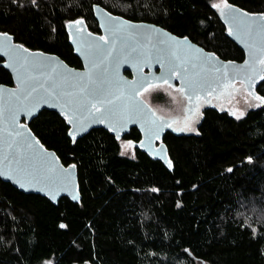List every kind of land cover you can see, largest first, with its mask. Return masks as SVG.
<instances>
[{"label": "trees", "instance_id": "trees-1", "mask_svg": "<svg viewBox=\"0 0 264 264\" xmlns=\"http://www.w3.org/2000/svg\"><path fill=\"white\" fill-rule=\"evenodd\" d=\"M219 1L38 0L36 9L29 0H0V32L81 68L64 23L81 16L101 34L91 10L98 4L186 36L225 61L242 62L244 52L210 7ZM227 2L264 13V0ZM3 62L0 84L13 86ZM257 94L264 97V80ZM29 126L64 165L77 167L82 198L55 205L0 180V264H264V225L254 224L253 234L241 215L255 209V220L264 213V100L240 120L206 107L195 133L168 131L163 142L171 169L137 147L124 152L128 140L141 139L135 128L122 139L102 128L74 141L66 120L51 111Z\"/></svg>", "mask_w": 264, "mask_h": 264}, {"label": "snow or ice", "instance_id": "snow-or-ice-1", "mask_svg": "<svg viewBox=\"0 0 264 264\" xmlns=\"http://www.w3.org/2000/svg\"><path fill=\"white\" fill-rule=\"evenodd\" d=\"M29 4L39 9L38 0H29ZM18 6L24 7V4L20 3ZM210 7L219 13L226 24L231 25L228 35L248 50L252 60L250 64L246 59L244 66L254 70L257 52L264 55V13L260 14L259 20L246 19L251 14L227 0H223L222 6L213 3ZM91 10L94 14L100 13L97 17L101 21L100 27L108 34L109 39L103 35L93 37L92 33L82 34L85 21L81 16L64 23L70 35L77 38L74 42L78 43L80 54L86 61L87 71L84 73L59 65L55 57L44 58L43 53L33 54L23 44H13L9 33H0V37H3L0 39V57H7L8 63L5 67L17 73L15 79L19 84L16 89L8 91L6 101L0 96V122L4 120V103L7 104L8 113V154L4 157L7 166L0 167V177L11 181L22 191L35 187L36 191L43 192L53 202L61 193H71V169L75 165L65 167L56 159L55 153L45 150L26 126L19 123L22 115L32 116L41 104L56 107L70 125L68 135L73 140L74 131L86 130L82 123L85 113L91 122L107 121L105 126L117 139L128 124H138L146 137L147 151L151 155L153 139L159 138L160 129L171 125L166 121L158 122L153 119L145 107L135 100V96L145 87V82L151 76V73L147 77L140 74L143 67L160 65L161 74L154 77L155 80L167 84L170 77H175L179 79L189 99L196 100H199L201 94L214 91V85L240 78V72L243 71L233 69L230 72L214 54L195 48L186 36L177 38L155 29L154 26L135 24L131 19L113 15L98 4H93ZM73 26H78L75 33L72 32ZM124 64L135 69L134 81L130 82L120 74V67ZM244 79L251 91L256 76L245 71ZM260 79L264 80V74L260 75ZM255 98L264 100L260 96ZM198 107L199 105H194V109ZM91 109H95L98 114H93ZM231 114L237 120L244 115L243 112ZM191 115L192 122H198V111H192ZM187 130L191 132L194 128L188 127ZM139 143L143 147L145 140ZM126 144L132 146L133 141L128 140ZM159 151L163 154V145ZM121 155L124 153L121 152ZM248 162L252 163L251 157ZM167 165L169 169L172 168L171 160L167 161ZM227 171L231 172L232 169ZM150 191L155 193L159 189L152 187ZM72 199L75 201L77 197L73 195ZM179 206L178 203L177 207ZM252 211L255 215V209ZM241 215H244V224L250 227L253 234L257 232L254 224L264 225V213L255 220L253 215ZM60 228L64 229L66 225L61 223Z\"/></svg>", "mask_w": 264, "mask_h": 264}, {"label": "water", "instance_id": "water-1", "mask_svg": "<svg viewBox=\"0 0 264 264\" xmlns=\"http://www.w3.org/2000/svg\"><path fill=\"white\" fill-rule=\"evenodd\" d=\"M99 15H100V13H95L96 20L99 23V27H100L101 21L98 20V18H97ZM123 19H125V18H123ZM246 19L259 20L260 19V14H251L249 17H246ZM222 21L224 22V24L226 25L227 30H228L229 27H231V25L226 24L225 23V20L223 18H222ZM133 23H135V24H143V25H151V26H154V28L157 29V30H163V32L169 33L172 36H175L177 38L180 37V36H177V35L171 33L170 31L164 29L163 27L158 26V25L153 24V23H146V22H133ZM77 27L78 26H73V28H72V32L73 33L76 32ZM100 30H101V34L93 33V32H91L88 29V27H87V25L85 23L82 34L86 35L87 33H92L93 37H99V36L103 35V36H105L106 39H109L110 38V37H108V34L103 31V29L101 27H100ZM67 32L69 34V41H70L71 46L74 49L75 55L82 62V65H83V68L82 69H77L75 67L70 66L69 64H67L63 59H61L57 55H52V54L44 53L42 51H33V50H30V49H29V51L31 53H33V54L43 53L44 54V58H53V57H55L56 58V61H57V63L59 65L66 66L67 69L73 70L75 72L84 73V72L87 71L86 61H85L84 57L80 54V48L78 46V43L74 42V41H76L77 38H76L75 35H70L68 29H67ZM0 33H2V32H0ZM229 37L244 52V54H245L244 61L247 59V60L250 61V64H251L252 57L248 54V50L244 47V45H242L241 43L237 42V40L234 39L233 37H231V36H229ZM0 39H3V37H0ZM191 42H192V44H193V46L195 48H202L205 53H212V52H209V51L205 50L200 45L194 43L192 40H191ZM12 43L13 44H19V43H17L15 41V38L13 36H12ZM257 48H259V41H257ZM212 54H214V56L220 62L224 63L225 66L229 69L230 72H232L233 69H243V71L240 72V78H238V79H232L230 81H226V82L220 83L218 85H214V91H212L210 93H203V94L200 95L199 98H201V97H206L207 98L210 94H218L219 92L222 91V89L224 88V86H226L228 84H231V83H234V82H237V81L238 82H243L245 84V86L247 87L248 91H249L247 81L244 79L245 71H247V73L249 75H255L256 76V79H255L254 83L252 84V89L249 92L254 97L258 96V94H257V87H258L260 81L262 80V79H260V75L261 74H264V65H263V63H261V61H264V55H261L259 53V51L257 52V58H256L254 70H253L249 66H244V61H242V62L225 61V60L221 59L219 56H217L215 53H212ZM0 58L4 60V62L2 63V66L4 67V69H6L10 73V75L12 76V79H13V83H14L13 86H7V85L0 84V86H2V90H0V96H3L4 97V100L6 101L7 100V93H8V91H11V90L16 89L19 86V84H18V81L15 79V76H16L17 73L14 72L12 69L5 67V65L8 63L7 57H0ZM229 62H231V63H229ZM127 73H130L131 76H128ZM149 73H151V76L145 82V87L143 89H141L140 92L135 96V100L137 102L141 103L145 107V110L149 113V115H152V118L153 119H156L158 122H164V121H166V122H168L171 125V123L173 122V119L165 118V117H161V116L157 115L155 113V111L141 97V93L144 92L148 87H150V85L164 84L163 81H157V80L154 79V77H158L161 74L160 65L155 64V65H152L151 68H149V67H143L140 70V74H142V75H144L146 77L149 75ZM120 74L123 77H125L128 81H130V82H132V81H134L136 79L135 69L132 68V67H130L127 64H124V65H122L120 67ZM211 75L213 77L216 76V74H211ZM233 75H235V73H233ZM168 84L172 85L173 87H177L179 90L182 91L183 96L187 99V102H188V105H187V110L189 112L188 114L192 113V111L194 110V105H197V101L198 100H196L195 98L189 99L188 94L181 87L179 79H176L175 77H170V79L168 81ZM2 107H3V110H4V120L2 122H0V138H2V139H0V167H6L7 166V162L4 160V157H6L7 154H8V147H7V141H8V137H7V132H8V124H7V114H8L7 113V104L4 103L2 105ZM207 107H212V106H207ZM212 108L217 109L216 107H212ZM43 111L55 112V113H57L58 115H60L61 117L64 118V116L61 115V113H60V111H59L58 108H56V107H49L47 104H41L40 107H39V109L32 116L25 117V116L22 115L20 117V121H19V123L25 125L26 128H27V130L31 133V135L34 136L39 141H40V139L34 134V132L31 130V128H30L29 125ZM91 111H92L93 114H98V113H96L95 109H91ZM66 123H67V121H66ZM82 123L85 126L86 130H83V131H80V132H75L74 131V135H75V140L74 141H76V140H78V139L86 136L90 131H92L94 129H102L103 128V129L109 131L108 128L105 126L108 123L107 121L104 122V123L91 122L90 121V117H88L87 113L84 114V117L82 118ZM67 125H68V123H67ZM68 126L70 127V125H68ZM133 128L138 129L139 132L141 133V136H142V139L141 140H145V144H144L143 147H141V145H140L139 142L136 143V147L139 148L141 151L145 152L152 159L162 161L167 167H168L167 161L170 160V157H169L168 148H167L166 144L163 142L164 135L168 131H170L172 133H175L177 135L189 134V133H185V132H181V131H176V130L173 131V128L172 127H164L162 129H160V136H159V138L158 139H153V142H152V154L150 155L149 152L147 151L148 145H147L146 137L144 136V134H143V132L141 130L140 125H138V124H128L120 132V138L119 139H122ZM110 133L115 136V134L113 132H110ZM40 144H42L41 141H40ZM161 145H163V148H164L163 154H161L160 151H159ZM44 149L47 150L48 152L55 153V157L59 161V163L61 165L65 166V167H68V166H66V165H64L62 163L61 159L59 158V156L57 155V153L55 151L49 150L45 146H44ZM161 155L163 156V158H161ZM71 170H72V173H73L71 193L70 194L69 193H61L60 195L57 196V199H56L55 202H53L52 200H50L43 192L36 191L35 190V187H30L29 191H22V190H20L18 188V186L13 185L11 183V181L5 180L4 177H0V180H2L5 183L11 184L14 188L18 189L20 192H22L24 194H35V195H40L42 197H45V198L49 199L55 205H58L59 201L61 199H63V198H68L69 200H71L74 203H79L81 201L82 196H81V192H80L78 169L75 166ZM73 195L77 197V199L75 201L72 199V196Z\"/></svg>", "mask_w": 264, "mask_h": 264}, {"label": "rangeland", "instance_id": "rangeland-1", "mask_svg": "<svg viewBox=\"0 0 264 264\" xmlns=\"http://www.w3.org/2000/svg\"><path fill=\"white\" fill-rule=\"evenodd\" d=\"M217 4L223 5V1L217 2ZM264 65V63H263ZM141 97L147 102V104L155 111V113L161 117L173 119L171 127L176 131L185 133H195L198 123L202 117V110L207 106L216 107L219 110L229 113L239 114L245 112L247 109L256 106L262 100H257L247 89L243 82H234L224 86L221 92L218 94H210L207 98L201 97L197 101L199 105L198 122H192L191 113L188 114L187 99L183 96L181 90L177 87L167 83L157 84L155 87H148L141 93ZM194 128V131H188L187 128ZM124 152L131 154L133 152V146H124Z\"/></svg>", "mask_w": 264, "mask_h": 264}, {"label": "flooded vegetation", "instance_id": "flooded-vegetation-1", "mask_svg": "<svg viewBox=\"0 0 264 264\" xmlns=\"http://www.w3.org/2000/svg\"><path fill=\"white\" fill-rule=\"evenodd\" d=\"M235 6V5H234ZM236 7V6H235ZM240 8V7H239ZM243 11H247V12H249V13H251V14H256L257 12H252V11H248L247 9H243V8H241ZM218 13V12H217ZM259 14H262V13H259ZM218 15H219V13H218ZM219 17H220V19L222 20V17L219 15ZM83 68V65H82V67L81 68H77V69H82ZM165 85H167L166 83H164ZM203 111V110H202ZM141 139H142V136H141ZM140 139V140H141ZM133 149L134 148H136V143H133Z\"/></svg>", "mask_w": 264, "mask_h": 264}]
</instances>
